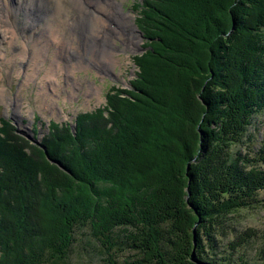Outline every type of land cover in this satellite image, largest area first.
<instances>
[{
  "label": "trees",
  "instance_id": "16d2710c",
  "mask_svg": "<svg viewBox=\"0 0 264 264\" xmlns=\"http://www.w3.org/2000/svg\"><path fill=\"white\" fill-rule=\"evenodd\" d=\"M137 8L131 89L80 113L75 133L53 121L40 145L1 120L0 264H69L82 237L99 264H232L218 236L235 234L232 254L257 236L227 222L264 190V132L234 152L264 113V0Z\"/></svg>",
  "mask_w": 264,
  "mask_h": 264
},
{
  "label": "rangeland",
  "instance_id": "374dc122",
  "mask_svg": "<svg viewBox=\"0 0 264 264\" xmlns=\"http://www.w3.org/2000/svg\"><path fill=\"white\" fill-rule=\"evenodd\" d=\"M8 1L2 0L0 7L3 4H7L8 7ZM21 1L12 0L15 5L13 11L20 16L19 19L18 16L14 19L13 27L6 24L0 26V122L2 119L10 120L19 135L29 141L33 139L34 142H41L53 121L60 125L68 124L74 127L80 113L92 112L105 107L107 94L112 89H131V82L137 78L139 72L134 63V57L146 52L143 35L136 25L140 14L137 5L143 0H112L114 3L102 0L101 5L105 9L104 11L97 10L95 5L91 4L90 8H86V13L102 16L107 20L102 26V34L106 35L107 40L99 41L97 58H100L107 49L116 51L118 61L114 70L101 64L98 65L94 61L95 58L86 56L84 53L86 47L82 45L85 43L84 39L88 38L89 28L79 24L74 29L71 16H78L80 21L81 14L71 15L69 13L66 20L68 24L71 23L74 29L72 35L80 36V41L76 45H71V57L67 59V62H60L54 57L56 54L51 49L45 62L40 64L39 76L27 82H24L27 71L29 70L30 74L38 71H33L32 66L31 69H28L34 42L25 45L24 35L32 33L34 41L36 38H40L43 42L49 37L51 29L46 20L47 15L43 16V11L37 1H31L29 6L22 10L20 9ZM22 14L23 16H21ZM124 14L133 16L132 22L135 31L131 32V29L128 28L129 23L124 18ZM30 26L32 27L29 29ZM16 28L17 32L13 33L14 35L7 31L10 37L8 44L4 39L6 30ZM130 34L135 36L137 45H131V38L128 37ZM74 38L78 40L76 36ZM102 43L106 44L104 50L101 47ZM25 52L27 56L23 55ZM83 66L87 68L85 69ZM46 72L49 73V76L44 80ZM254 122L250 132L255 134V144L252 145L247 141L244 145L235 148L234 152L240 151L244 155L258 148V141L264 132V113L259 115ZM35 127L38 129L37 132ZM35 145H39V143L36 142ZM49 162L59 166L55 161ZM257 199L261 203L259 208L241 210L229 216L227 222L229 228H235L238 234L250 228L257 231V236L251 240L249 245L232 254L228 244L235 238V234L233 233L231 236L220 234L218 236V254L220 257L231 256L232 264H244L241 261L242 258L249 264H264L263 251H261L264 249V190L259 192ZM81 239L83 240L77 242L72 250L69 264H99L97 258L99 256L96 255L98 249L94 245V240L89 242L86 237ZM125 255H129V252L122 256Z\"/></svg>",
  "mask_w": 264,
  "mask_h": 264
},
{
  "label": "bare ground",
  "instance_id": "6f19581e",
  "mask_svg": "<svg viewBox=\"0 0 264 264\" xmlns=\"http://www.w3.org/2000/svg\"><path fill=\"white\" fill-rule=\"evenodd\" d=\"M1 1L2 0H0V2ZM31 1H37L40 4L41 10L43 11V16L47 15L46 20L48 22V25L50 26L49 28L51 29V31L49 32V37L45 39L43 42L40 38L39 39L36 38L34 41L32 33L29 35H24L25 45H27L29 42H32V43L34 42V45H32V48H31V61L29 63L30 67H28V69H31V66H32L33 71L35 72L38 71L37 73L30 74L28 70L24 77V82L34 80L36 77L39 76L40 64H43L45 62L46 58L48 57V52L51 49L53 50V53L56 54L54 57L57 60H59L60 62L61 61L67 62V59L71 57L70 54L72 55V52L70 51V49H72L71 45H76L77 42L80 41V36L75 34L74 36H76L78 39L76 40L74 36L72 35V32L74 31L75 27H77V25L79 24H82L85 28L86 27L89 28L88 38L84 39L85 43H83L82 45L86 47L84 51L86 56H91V58H95L94 61L96 64L98 65L101 64L102 66H106L107 68L109 67L111 70H114L117 64V61H118L116 59V54H117L116 51L107 49L106 51L103 52L100 58H97L98 51H99V41L107 40L106 35L102 34V26L107 22V20H105L102 16H98V15L94 16L93 14L86 13L87 12L86 8H90L89 6L90 4L95 5L97 10L104 11L105 9L101 5L102 0H22L20 3V9L22 10L28 7ZM106 1L114 3L112 0L111 1L106 0ZM14 6L15 5L14 3H12V0L11 1L9 0L8 1L9 8L7 7V4H3L2 7H0V26H3L4 24H6L7 26L13 27L12 23H14V19H16V17L18 16L17 12L13 11ZM69 6L71 7L69 8ZM80 11H83V12H80ZM12 13H13V17H12ZM69 13L71 15H76V14L79 15V13L81 14L80 21L78 19V16L77 17L71 16L74 29L72 28L71 23L68 24V21L66 20L69 17ZM21 16H23V14ZM124 16H125L124 18L129 23L128 28L131 29V32L135 31L133 29L134 25L132 22L133 16L131 14H124ZM19 17L20 16H18V19ZM31 27L32 26H30L29 29ZM109 28L111 29L110 26ZM7 31L11 34L13 33L16 34L17 28L13 30H6L4 39L9 44L10 37ZM103 35H104V39H103ZM128 37L131 38V45L132 44L137 45L135 36L130 34V36L128 35ZM105 46L106 44L102 43V46H101L102 50H104ZM23 55L27 56L26 52ZM83 68L86 69L87 67L83 66ZM48 76H49V73L46 72L44 80L47 79Z\"/></svg>",
  "mask_w": 264,
  "mask_h": 264
},
{
  "label": "water",
  "instance_id": "95a60500",
  "mask_svg": "<svg viewBox=\"0 0 264 264\" xmlns=\"http://www.w3.org/2000/svg\"><path fill=\"white\" fill-rule=\"evenodd\" d=\"M72 130H73V132L75 133L76 132V127L74 126V127H72ZM199 133H200V136H203L204 135V132L203 131H199ZM30 139V138H29ZM31 141H33L34 142V140L33 139H30ZM36 141V140H35ZM37 143H39V145L41 144V142H38V141H36ZM35 142V143H36ZM44 150H45V152L47 153V151H46V149L44 148ZM198 222H200V220L198 221ZM199 224V223H198ZM195 227H194V229H193V231H194V241L196 242V232H195ZM193 260L195 261V262H197L198 264H210V263H206V262H201V261H199V260H197L196 259V257H195V254H193Z\"/></svg>",
  "mask_w": 264,
  "mask_h": 264
}]
</instances>
